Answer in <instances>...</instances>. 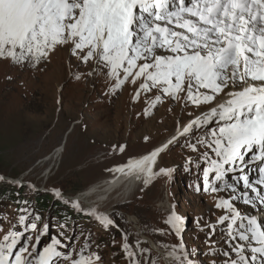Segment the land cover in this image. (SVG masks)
Listing matches in <instances>:
<instances>
[{
    "label": "snow or ice",
    "instance_id": "1",
    "mask_svg": "<svg viewBox=\"0 0 264 264\" xmlns=\"http://www.w3.org/2000/svg\"><path fill=\"white\" fill-rule=\"evenodd\" d=\"M58 48L103 72L116 89L132 84L136 100L153 94V108L164 98L193 107L190 121L167 142L116 171L144 175L145 184L171 176L174 169H156L161 153L200 131L186 143L202 172L194 188L217 194L221 214L214 224L197 223L210 244L220 232L226 246L209 248L211 264H264V0H0V60L37 67ZM73 207L85 211L79 201ZM20 211L23 230L12 225L4 232L0 222V264H100L98 252L66 251L60 237L41 250L39 237L32 243L25 235L40 217ZM87 214L114 225L96 210ZM184 220L173 209L168 228L159 230L179 238L162 245L169 264H197L183 237ZM122 248L129 264H158L140 242Z\"/></svg>",
    "mask_w": 264,
    "mask_h": 264
},
{
    "label": "rangeland",
    "instance_id": "2",
    "mask_svg": "<svg viewBox=\"0 0 264 264\" xmlns=\"http://www.w3.org/2000/svg\"><path fill=\"white\" fill-rule=\"evenodd\" d=\"M58 57H62L60 62ZM135 91L130 83L114 88L110 77L98 69L93 72L67 48H58L37 67L0 60V175L5 176L0 193L16 188L22 199L20 205L5 199L0 202L4 232L17 225L23 214L20 209L27 208L30 219L37 215L40 219L37 229L25 235L32 243L39 237L41 250L60 237L69 245L66 251L90 247L101 256L100 264H129L122 245L127 242L135 247L140 242L141 247L151 249L152 260L169 264L162 245L178 243L179 238L160 234L159 230L168 228L164 222L169 211L161 207L167 202L185 218L183 237L197 264H211L214 257L209 248L226 246L220 232L215 234L216 243L210 244L207 229L201 231L197 223L214 224L221 214L215 208L217 194L194 188L202 172L195 164L197 154L186 143H194L200 131L181 137L158 158L156 169H174L171 176L159 175L149 184L142 183L128 198L119 192L101 207L81 196L90 186L118 173L116 169L128 158H140L165 143L192 118L193 107L184 108L183 101L164 98L153 108V94L142 92L136 100ZM120 146H125L124 151L117 153ZM57 190L60 197L55 195ZM40 196H48L51 202L43 213H37L32 203ZM76 200L84 212L73 207ZM59 204L73 215L68 226L59 224L53 215ZM238 206L245 210L242 201ZM91 210L109 216L114 225L103 226L87 214ZM131 217L137 222H130Z\"/></svg>",
    "mask_w": 264,
    "mask_h": 264
},
{
    "label": "bare ground",
    "instance_id": "3",
    "mask_svg": "<svg viewBox=\"0 0 264 264\" xmlns=\"http://www.w3.org/2000/svg\"><path fill=\"white\" fill-rule=\"evenodd\" d=\"M61 59L62 57H58L57 59L58 62H60ZM65 139L66 138H64V140ZM145 179H146V176L144 175L127 174V172L125 173L118 172L115 175H112L111 177L106 178L102 180L101 182L90 186L83 194H81V196L84 199H93L94 205H99L101 207L106 202H108L112 196H114L115 194L119 192L121 193L120 196H123L124 198L130 197L131 194L135 191V189L138 186H140L142 183H145L144 182ZM169 206L170 205H168L167 202H164L163 205H161V207H164L165 209H167V211L170 212L173 209L170 208ZM244 209L247 210L246 207ZM130 222L136 223L137 219L131 217ZM152 246L155 249H157V246L154 243H152Z\"/></svg>",
    "mask_w": 264,
    "mask_h": 264
},
{
    "label": "trees",
    "instance_id": "4",
    "mask_svg": "<svg viewBox=\"0 0 264 264\" xmlns=\"http://www.w3.org/2000/svg\"><path fill=\"white\" fill-rule=\"evenodd\" d=\"M20 193L21 191H17L16 188L9 187L8 190L2 191L0 193V202L5 199L10 200L17 205H20L22 203V199L18 198ZM49 199L50 198L48 196H40L32 200V203L34 205L33 207L35 208L37 213H43L47 209V207L51 204ZM63 206L61 204L57 205L55 207V212L53 215L60 219L59 224L68 226L70 225L69 223L71 222L73 215L68 212L69 210H67V208L66 210H63Z\"/></svg>",
    "mask_w": 264,
    "mask_h": 264
},
{
    "label": "crops",
    "instance_id": "5",
    "mask_svg": "<svg viewBox=\"0 0 264 264\" xmlns=\"http://www.w3.org/2000/svg\"><path fill=\"white\" fill-rule=\"evenodd\" d=\"M132 158L134 159V157L132 156V157L128 158L127 160L132 159ZM136 158H137V156L135 157V159H136Z\"/></svg>",
    "mask_w": 264,
    "mask_h": 264
},
{
    "label": "water",
    "instance_id": "6",
    "mask_svg": "<svg viewBox=\"0 0 264 264\" xmlns=\"http://www.w3.org/2000/svg\"><path fill=\"white\" fill-rule=\"evenodd\" d=\"M10 181H11L12 183H15V184L18 183L17 181L15 182V181H13V180H10Z\"/></svg>",
    "mask_w": 264,
    "mask_h": 264
}]
</instances>
